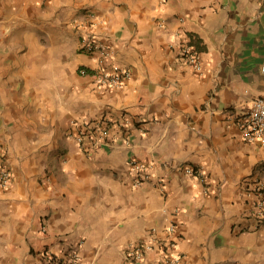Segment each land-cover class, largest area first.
<instances>
[{
    "label": "crops",
    "instance_id": "1",
    "mask_svg": "<svg viewBox=\"0 0 264 264\" xmlns=\"http://www.w3.org/2000/svg\"><path fill=\"white\" fill-rule=\"evenodd\" d=\"M263 57L264 0H0V264H126L170 221L181 264H264V147L236 123ZM113 64L116 86L79 73ZM75 118L111 123L80 146Z\"/></svg>",
    "mask_w": 264,
    "mask_h": 264
},
{
    "label": "built area",
    "instance_id": "2",
    "mask_svg": "<svg viewBox=\"0 0 264 264\" xmlns=\"http://www.w3.org/2000/svg\"><path fill=\"white\" fill-rule=\"evenodd\" d=\"M98 45L93 40L82 41L81 49L85 52H93ZM103 50V49H102ZM104 52V51H103ZM184 59L199 68V56L189 45L183 48ZM259 72L264 76V57L259 65ZM79 73L90 75L99 84L116 86L123 80L130 78V72L118 64H113L110 69L105 67H79ZM127 124V120L123 121ZM111 123L109 119H86L75 118L71 120V125L74 128L72 136L75 142L83 146L85 138H92L97 141H103L108 132V126ZM237 127L242 140L255 143L264 147V95L257 96L251 100L248 109L237 116ZM145 164L136 159L132 160L131 168L135 172L136 184L141 183L144 176ZM185 172L190 175L201 176L202 171L198 167L187 166ZM12 176L11 169L7 167L5 162L0 160V187H5L9 183ZM258 187V186H257ZM263 193L264 188H259ZM259 212L264 209V198L258 202ZM44 230V228H42ZM175 223L170 221L165 227V237L148 240L137 241L131 243L125 250L124 256L126 264H142L145 258V253L156 250L159 259L163 264H181V252L177 249V240L174 237ZM48 254L50 264H80L75 255L71 256L70 260H64L56 257L51 253Z\"/></svg>",
    "mask_w": 264,
    "mask_h": 264
}]
</instances>
